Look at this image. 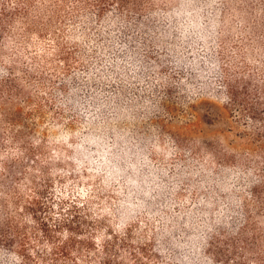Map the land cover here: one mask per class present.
<instances>
[{"label": "trees", "instance_id": "obj_1", "mask_svg": "<svg viewBox=\"0 0 264 264\" xmlns=\"http://www.w3.org/2000/svg\"><path fill=\"white\" fill-rule=\"evenodd\" d=\"M188 1L0 0V55L14 35L35 64L0 70L21 155L0 199V264H264L238 194L262 183L227 150L207 165L169 127L215 103L258 121L264 152V77L222 62L218 9Z\"/></svg>", "mask_w": 264, "mask_h": 264}, {"label": "rangeland", "instance_id": "obj_2", "mask_svg": "<svg viewBox=\"0 0 264 264\" xmlns=\"http://www.w3.org/2000/svg\"><path fill=\"white\" fill-rule=\"evenodd\" d=\"M198 1H204L210 7L218 9L217 36L221 61L228 62L227 64L237 75H242L243 70L245 73H251L257 69L254 77L260 83L264 77V73H260L261 69L264 70V53L261 51L264 46V0ZM146 2V4L154 6H175L180 2L189 1L146 0ZM241 15L244 17L242 18ZM227 24L232 25L230 30L227 29ZM16 37L18 36L16 35ZM4 41L0 55V70L3 76L14 78V72L8 71L12 65L14 66V61H11L14 56L19 59V66L23 65L33 70L35 64L30 58L31 55L22 53V50L17 46L19 40L13 35L5 37ZM243 62L248 64L247 68L249 69L243 67ZM45 71L50 72L47 69ZM24 105L22 100L16 103V107L23 108ZM257 123L258 121L256 122L246 115L231 116L225 108L218 104L207 106V104L199 103L195 107V115L192 119L172 122L169 127L171 130L193 139L195 143L197 141L202 146V154L205 155L204 162L207 165H217L219 163L218 151L220 149L227 150L229 155L235 157L239 168L262 183L259 193L254 192V196H251L249 190L242 186L238 189V194L246 202L247 209L251 210L257 222L258 234L261 237L259 241L264 247V152L258 148L259 142L255 138L254 128ZM10 135L8 124L0 117V199L5 198V194H13L14 176L12 177L8 172L13 169L14 163L21 159L18 144L11 142ZM258 194L259 196H257Z\"/></svg>", "mask_w": 264, "mask_h": 264}]
</instances>
